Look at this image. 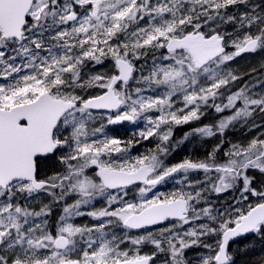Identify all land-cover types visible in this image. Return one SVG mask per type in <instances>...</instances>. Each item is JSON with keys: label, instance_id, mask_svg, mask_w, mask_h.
<instances>
[{"label": "snow or ice", "instance_id": "1", "mask_svg": "<svg viewBox=\"0 0 264 264\" xmlns=\"http://www.w3.org/2000/svg\"><path fill=\"white\" fill-rule=\"evenodd\" d=\"M261 52L264 0H21L0 26V264H237L233 241L264 243V81L232 66ZM124 122L144 127L108 134ZM193 134L218 139L166 163Z\"/></svg>", "mask_w": 264, "mask_h": 264}, {"label": "flooded vegetation", "instance_id": "2", "mask_svg": "<svg viewBox=\"0 0 264 264\" xmlns=\"http://www.w3.org/2000/svg\"><path fill=\"white\" fill-rule=\"evenodd\" d=\"M162 89V88H157V93L158 90ZM211 111V110H208ZM214 113V112H213ZM215 114V113H214ZM218 119V118H217ZM215 118L211 115H206L204 116L200 121H195L192 124H188V125H184V126H180L177 127L172 135V141H176L178 139L183 138L184 133L186 131H189L197 126H202L204 124L207 123H211V122H215ZM110 129L108 130V134L111 136H118L120 138H122V140H126L130 137L133 136L134 133L138 132L139 130H142L144 125L143 122L139 123V124H131L129 122H124L122 124H118V125H111L109 126ZM234 131V130H232ZM216 140L218 139V137H215ZM202 143V140L200 139L199 135L196 134L194 136H190V138L188 140H186L183 144H181L179 147L173 148L171 154L168 156L167 161H165L166 163H176V162H180L182 161L186 156L187 157H192L194 160L197 157H203V151L202 148L199 150H196L195 146L196 144H200ZM154 146V141H144L140 144H138V146L136 148H133V154H138V153H142L144 151H146L148 148H151ZM161 156H163V153H160ZM192 175H197V174H192ZM191 175L189 177H185L183 175H179L176 176L175 179H180V180H185V182H187V179H191ZM172 189V184L169 183L167 185H162L160 186V190L161 191H170ZM138 192H132L129 194V199H132L135 196H138ZM224 198H228L230 199V194L229 193H224L222 194L221 198H220V202H223ZM41 199H49V197L47 196H42ZM97 207L100 206V203H97L96 205ZM61 214V208L60 207H56L53 206L52 209V217L51 219L53 221H55V219ZM76 223L81 224V223H89L90 219L88 217H83L80 219L77 218ZM117 231L119 229H116Z\"/></svg>", "mask_w": 264, "mask_h": 264}, {"label": "trees", "instance_id": "3", "mask_svg": "<svg viewBox=\"0 0 264 264\" xmlns=\"http://www.w3.org/2000/svg\"><path fill=\"white\" fill-rule=\"evenodd\" d=\"M225 27L231 29V25H225ZM45 35L47 36V33ZM51 43L53 42L48 41L47 39L45 40L46 45H50ZM56 51L59 52L58 49ZM151 58H152V55L150 53L148 57L149 62L151 61ZM252 62H255V63H252ZM262 62H264V52L256 53V54H249L247 58H238L237 61L233 62L232 66L236 69V71L238 67H241V70H247V69L256 67L255 73L260 74L264 72V66H262ZM105 63L110 65V61H106ZM244 82L250 83L246 75H243V79L238 80L236 84L234 85V87H239ZM207 115H211L215 119L218 118V116L214 114L212 111H208ZM256 119L257 120L261 119V114L259 112L256 114ZM233 130L234 131L229 130L226 132V136L229 139L243 138V136L246 133V129L241 128L239 125H237L236 128ZM114 137L120 138L115 135ZM215 140H216L215 137L203 140L201 144L195 145V146H198L196 147V150H199L202 148L203 155H205L206 152L210 150V146L212 143L215 142ZM42 200L45 203L49 201V199H42ZM39 206H40L39 203L32 205V207H35L37 210L39 209ZM232 251L235 253L237 264H264V243H261L258 240V238L241 237L235 243L232 244Z\"/></svg>", "mask_w": 264, "mask_h": 264}, {"label": "water", "instance_id": "4", "mask_svg": "<svg viewBox=\"0 0 264 264\" xmlns=\"http://www.w3.org/2000/svg\"><path fill=\"white\" fill-rule=\"evenodd\" d=\"M20 4L21 0H0V26H7L15 23ZM239 238H237V240ZM237 240L233 241L232 243L236 242Z\"/></svg>", "mask_w": 264, "mask_h": 264}, {"label": "rangeland", "instance_id": "5", "mask_svg": "<svg viewBox=\"0 0 264 264\" xmlns=\"http://www.w3.org/2000/svg\"><path fill=\"white\" fill-rule=\"evenodd\" d=\"M252 63H255V62H252ZM254 69L256 68V67H253ZM253 68H250V69H247V70H241V67H238L237 68V71H239L240 73H242L243 75H246L247 76V79L250 81V83H249V86H250V88H251V85L252 84H256L257 83V81L259 80V81H264V72L263 73H260V74H256L255 72H256V70L255 71H252V69ZM205 82V80H204V77L203 76H201V83H204ZM163 89H159L158 91L160 92V91H162ZM251 91L252 92H254V93H261V92H264V85H263V83H261L258 87H256V88H252L251 89ZM205 111H207V109L205 110ZM194 135H196V134H193V135H191V136H194ZM199 137H200V139L203 141V140H206V139H209V138H203L201 135H199ZM200 143V142H199ZM201 144V143H200ZM224 194V193H223ZM81 218H83V217H80V219ZM191 252H195L196 250H190Z\"/></svg>", "mask_w": 264, "mask_h": 264}]
</instances>
